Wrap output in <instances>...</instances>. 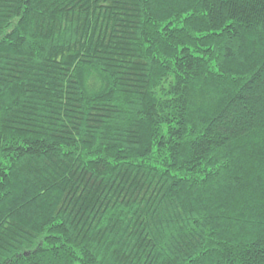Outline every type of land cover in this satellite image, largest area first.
I'll list each match as a JSON object with an SVG mask.
<instances>
[{"label":"trees","instance_id":"16d2710c","mask_svg":"<svg viewBox=\"0 0 264 264\" xmlns=\"http://www.w3.org/2000/svg\"><path fill=\"white\" fill-rule=\"evenodd\" d=\"M0 264H264V0H0Z\"/></svg>","mask_w":264,"mask_h":264}]
</instances>
